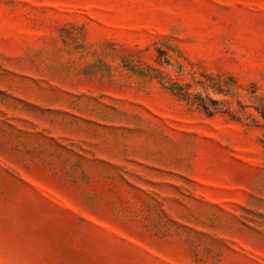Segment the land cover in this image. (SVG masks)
<instances>
[{"label":"rangeland","instance_id":"1","mask_svg":"<svg viewBox=\"0 0 264 264\" xmlns=\"http://www.w3.org/2000/svg\"><path fill=\"white\" fill-rule=\"evenodd\" d=\"M0 264H264V0H0Z\"/></svg>","mask_w":264,"mask_h":264}]
</instances>
